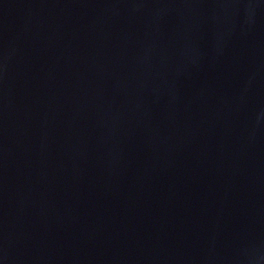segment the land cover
I'll use <instances>...</instances> for the list:
<instances>
[{
    "label": "water",
    "instance_id": "obj_1",
    "mask_svg": "<svg viewBox=\"0 0 264 264\" xmlns=\"http://www.w3.org/2000/svg\"><path fill=\"white\" fill-rule=\"evenodd\" d=\"M0 264H264V0H0Z\"/></svg>",
    "mask_w": 264,
    "mask_h": 264
}]
</instances>
